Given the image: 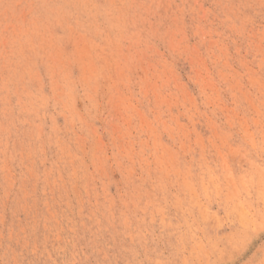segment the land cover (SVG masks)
<instances>
[{
  "label": "rangeland",
  "instance_id": "374dc122",
  "mask_svg": "<svg viewBox=\"0 0 264 264\" xmlns=\"http://www.w3.org/2000/svg\"><path fill=\"white\" fill-rule=\"evenodd\" d=\"M0 264H264V0H0Z\"/></svg>",
  "mask_w": 264,
  "mask_h": 264
},
{
  "label": "bare ground",
  "instance_id": "6f19581e",
  "mask_svg": "<svg viewBox=\"0 0 264 264\" xmlns=\"http://www.w3.org/2000/svg\"><path fill=\"white\" fill-rule=\"evenodd\" d=\"M13 95H14V94H13ZM73 98H74V97H73ZM70 112H71V111H70ZM60 130H61V129H60ZM13 147H14V146H13ZM84 152H85V151H84ZM106 160H107V159H106ZM21 172H22V171H21ZM25 173H26V172H25ZM89 178H90V177H89ZM23 200H24V199H23ZM22 204H23V203H22ZM22 204H21V205H22ZM14 212H15V211H14ZM83 222H84V221H83ZM23 226H24V225H23ZM81 230H82V229H81ZM42 233H43V232H42ZM4 236H5V235H4Z\"/></svg>",
  "mask_w": 264,
  "mask_h": 264
}]
</instances>
